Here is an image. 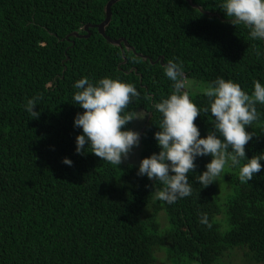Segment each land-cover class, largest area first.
Wrapping results in <instances>:
<instances>
[{"label": "trees", "instance_id": "1", "mask_svg": "<svg viewBox=\"0 0 264 264\" xmlns=\"http://www.w3.org/2000/svg\"><path fill=\"white\" fill-rule=\"evenodd\" d=\"M107 1L0 0V264H215L237 249L264 264V161L248 182L237 165L205 187L197 175L211 157H197L190 195L168 204L154 199L163 185L138 176L139 164L75 153L82 130L73 118L84 110L72 98L83 76L133 83L140 95L126 111L147 114L141 160L159 151L153 134L161 114L153 104L172 91L160 57L182 61L198 85L187 89L190 98L203 109L201 86L217 76L249 94L255 80L264 82V40L231 24L218 0H191L212 15L185 0L117 1L105 34L135 53L122 55L94 27L88 37L71 36L103 21ZM33 96L40 97L38 118L24 108ZM256 107L258 119L246 126L254 135L247 158L264 150V104ZM194 123L201 136L213 130L210 112L201 110Z\"/></svg>", "mask_w": 264, "mask_h": 264}, {"label": "clouds", "instance_id": "2", "mask_svg": "<svg viewBox=\"0 0 264 264\" xmlns=\"http://www.w3.org/2000/svg\"><path fill=\"white\" fill-rule=\"evenodd\" d=\"M218 9L231 24L243 25L249 38L264 40V0H218ZM163 74L171 81L172 91L167 98L153 104L161 114L159 130L153 134L159 151L141 159L137 168L138 176L163 185L153 189L154 199L172 204L190 195L192 184L188 173H192L196 167L194 162L200 156L211 157L197 175L198 182L205 187L218 182L226 167L237 165L241 182L252 180L262 168L264 150L246 157L245 145L254 136L246 131V126L258 119L256 105L264 104V82L255 80L249 94L239 83L217 76L201 86L202 94L208 98V106L201 109L190 98L187 89L192 81L185 75L182 61L168 60ZM73 88V104L84 110L73 118V127L82 130L75 137V153H92L119 166L140 143L141 134L125 127L128 122L145 117L141 112L126 111L133 98L140 95L136 86L119 77L104 76L93 82L83 76L74 82ZM39 98H28L24 105L25 111L34 118L40 115L34 111ZM201 110L210 112L214 121L213 130L205 136H201L194 123ZM89 147L91 152L86 150ZM62 163L72 165L67 157Z\"/></svg>", "mask_w": 264, "mask_h": 264}, {"label": "rangeland", "instance_id": "3", "mask_svg": "<svg viewBox=\"0 0 264 264\" xmlns=\"http://www.w3.org/2000/svg\"><path fill=\"white\" fill-rule=\"evenodd\" d=\"M197 86L198 85L194 81H192L188 89L195 91L194 89L198 90ZM138 112H141L140 114L145 115V117L143 119H134L133 124L130 129L141 133L144 127V124H145L147 114L144 111H138ZM139 150H140V143L138 147H134L132 149V151L128 155V158L123 159L121 163L139 164L140 162ZM162 257L163 255L159 254V260H161ZM215 264H262V263H257V262L252 261L249 257L245 255V250L242 251V250L237 249V250H233V251H230L228 253L226 252L225 254H223Z\"/></svg>", "mask_w": 264, "mask_h": 264}, {"label": "water", "instance_id": "4", "mask_svg": "<svg viewBox=\"0 0 264 264\" xmlns=\"http://www.w3.org/2000/svg\"><path fill=\"white\" fill-rule=\"evenodd\" d=\"M117 1L119 0H108L107 3L105 4L104 6V13H105V17L103 19V21H101L99 24H96V25H84L83 27V30L86 31V34L85 35H81L79 34L78 32H74L71 34V36H75V37H88L89 36V32H88V27H94L97 29V32L107 41L109 42L111 45H115V46H118L120 49H121V52H122V55L124 54V51L125 50H132L134 53V48L129 46L125 41H124V48L121 44V40L120 39H117V40H113L111 39L109 36H107L105 34V28L108 26V24L110 23V20H111V7L114 3H116ZM188 2V4L193 7V8H196L198 9L199 11L205 13V14H209V15H212V13L210 12H207V11H203L200 6H197V5H194L191 3V0H185ZM68 37H66L67 39ZM136 56L138 57H141L142 59H147L146 56H143L141 54H138L136 53ZM151 62V60H150ZM156 62V61H155ZM160 63L162 65H165L163 64L162 62V57H160ZM144 128V127H143ZM143 130V129H142Z\"/></svg>", "mask_w": 264, "mask_h": 264}]
</instances>
